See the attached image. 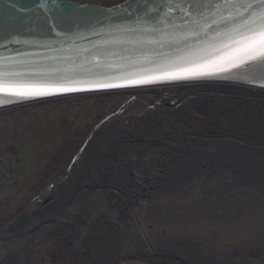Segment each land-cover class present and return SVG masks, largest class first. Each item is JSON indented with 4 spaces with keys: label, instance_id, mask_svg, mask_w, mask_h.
<instances>
[{
    "label": "rangeland",
    "instance_id": "1",
    "mask_svg": "<svg viewBox=\"0 0 264 264\" xmlns=\"http://www.w3.org/2000/svg\"><path fill=\"white\" fill-rule=\"evenodd\" d=\"M73 1L109 7L124 0ZM204 86L225 93H198L189 86V95L179 94L188 96L183 104L189 110L174 112L175 125L186 129L178 143L156 136L164 124L160 111L122 117L121 99L112 98L113 93L0 111V264H80L101 230L119 228L129 218L134 227L122 236L133 249L144 244V237L152 241L155 260L150 264H264V195L237 197L250 190V177L259 179L257 185L264 182V165L256 164L264 161V145L236 134L234 142L223 141L219 150L210 147L227 135L216 139L222 134L216 115H204L201 109L223 101L263 107L264 91ZM211 126L214 133L208 131ZM136 142H162L169 160H130L127 151ZM178 151L189 156L188 170L182 158L170 157ZM200 159L204 165L192 164ZM170 162L178 169H171ZM208 163H214L211 171ZM201 170L213 171L227 193L216 197L202 190L191 196L188 188ZM181 202L190 204L182 207ZM157 240L158 245L153 243ZM67 245L74 249L70 259ZM159 254L169 259H159Z\"/></svg>",
    "mask_w": 264,
    "mask_h": 264
},
{
    "label": "water",
    "instance_id": "2",
    "mask_svg": "<svg viewBox=\"0 0 264 264\" xmlns=\"http://www.w3.org/2000/svg\"><path fill=\"white\" fill-rule=\"evenodd\" d=\"M202 2L124 0L107 7L0 0V84L33 90L0 93V111L64 97L209 83L264 91V71L252 80L234 76L236 69L173 78L182 68L213 60L214 68L226 66L221 58L231 49L222 46V33L233 22Z\"/></svg>",
    "mask_w": 264,
    "mask_h": 264
},
{
    "label": "bare ground",
    "instance_id": "3",
    "mask_svg": "<svg viewBox=\"0 0 264 264\" xmlns=\"http://www.w3.org/2000/svg\"><path fill=\"white\" fill-rule=\"evenodd\" d=\"M206 85L223 86L226 84L209 83ZM185 86H192V85H185ZM228 86H233L237 88L240 87L237 85H230V84ZM163 88H169V87H163ZM224 103H229V101H223V103L220 105L214 103H207L201 108L204 115H211L214 117L216 115V118L219 122L218 130L222 134H220L218 137L215 138L221 139L222 137L221 135L223 134L227 135L224 136L223 139H221V141L217 140L215 145L211 142L210 147L216 146L217 150H219V147H221L220 145H223L222 144L223 141L234 142L232 135H236V134L239 135V137L242 136L241 138L243 139L246 138L249 140H255L258 143L264 145V106L246 107V105L243 104H235L233 106H229ZM173 117L174 115L159 118L161 120H164V124L163 127L157 131L156 136L162 138V142L165 139L170 138L171 141H173V143L174 141L178 143L184 139V136H186V134H184L186 133L185 127L182 124L175 125L172 119ZM185 124H188V122L186 121ZM166 127L169 128V131L166 129ZM173 127L175 128V130ZM211 127L213 128L212 131L210 130L208 131L214 133L215 128L214 126ZM176 130L178 131V135H176L177 134ZM197 131L198 132L194 134H199V128ZM150 135L155 136L154 132L152 134V131ZM162 142L158 145L142 144L136 142L128 148L127 158H129L134 162H136L138 159L140 160L142 159L144 161L149 159H154V160L166 162L169 160L168 159L169 155L166 153L167 151L166 152L164 151L165 147L162 145ZM173 153H175V155L170 154L171 155L170 157L173 158L174 160H176L177 158H182V163L184 162L182 167L188 170L190 165L189 156L183 153V151H178ZM215 159H217V156L215 157ZM203 162L206 161L204 159H200L196 162H193L192 164L204 165ZM212 164L214 163H208L206 169L211 171L213 167ZM256 164L264 165V161H259ZM174 165L176 167L172 166L170 162L171 169L174 170L178 169V164L174 163ZM217 166L220 173L222 167L220 166V164H217ZM212 173L215 174L213 171L211 173H207L201 170L197 174V177L194 178V180L190 183L191 184L190 187L188 188L191 189L190 190L191 196L196 198L198 195H200L198 194V192H201L202 190H207V194L216 197L219 196V194L227 193L226 184L223 183V180L221 179L219 180L216 176H212ZM184 177L186 178V175H184ZM248 181H249L248 185L250 186V190L248 189L246 193H241L240 195H237L238 198L243 199L244 197L246 199L254 200L264 195V182L260 183V185H257L259 179L254 180L252 177H250ZM185 190H187V188ZM235 194L238 193L236 192ZM189 204L190 202L187 203L181 202L179 205L184 207V206H188ZM133 227H134V218H129L125 222H123V225L119 227L120 229L119 228L114 229L113 226L109 225L108 231H105V229L101 230V235L96 236V238H94L92 243L88 246V252L86 253V257L81 261L80 264H118L119 262L130 261V260L152 263L153 260H155V257L152 255L151 252L152 241L150 243L147 237H144L143 238L144 244H135L136 247H134L133 249V246L130 244L131 242L128 239L124 238V236H122L126 232V230L131 231ZM159 242H160L159 240L153 241V243H155L156 245H158ZM66 250H67L66 251L67 259L72 258L74 251L73 247L67 245ZM158 258L163 260L169 259L165 256H162L161 254L158 255ZM192 264H197V263L192 261Z\"/></svg>",
    "mask_w": 264,
    "mask_h": 264
},
{
    "label": "snow or ice",
    "instance_id": "4",
    "mask_svg": "<svg viewBox=\"0 0 264 264\" xmlns=\"http://www.w3.org/2000/svg\"><path fill=\"white\" fill-rule=\"evenodd\" d=\"M201 7L215 8L222 20L232 21L222 35L227 42L222 46L231 50L222 61L226 66L214 68L218 61L203 63L196 67L182 68L173 74L174 79L198 78L213 75L215 71L228 72L233 69L239 79L252 80L257 71H264V0H203ZM228 12L225 17L224 12ZM220 45L216 46L219 51ZM72 91L74 89H68ZM33 90L21 89L8 84H0V93L5 96H24Z\"/></svg>",
    "mask_w": 264,
    "mask_h": 264
},
{
    "label": "flooded vegetation",
    "instance_id": "5",
    "mask_svg": "<svg viewBox=\"0 0 264 264\" xmlns=\"http://www.w3.org/2000/svg\"><path fill=\"white\" fill-rule=\"evenodd\" d=\"M192 89L198 91V93H217L224 94V91L219 89H202L204 85H192ZM206 88V87H205ZM189 86H177L172 88H154V89H139V90H127L120 91L111 94L112 98L121 99L120 110L122 111V117H125L129 112L134 111V115L137 117H143L144 113L160 111L159 117L172 116L175 110L179 107H183L186 111L189 110L184 106V102L188 99V96L179 97V94H190L191 90ZM102 95L101 97H103ZM110 96V95H108ZM170 102V103H169ZM141 106L146 107V110H140ZM119 114V112H118ZM183 114V113H182Z\"/></svg>",
    "mask_w": 264,
    "mask_h": 264
}]
</instances>
